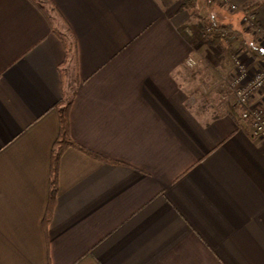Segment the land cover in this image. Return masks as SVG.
<instances>
[{
	"label": "crops",
	"instance_id": "0c3cea01",
	"mask_svg": "<svg viewBox=\"0 0 264 264\" xmlns=\"http://www.w3.org/2000/svg\"><path fill=\"white\" fill-rule=\"evenodd\" d=\"M35 1L0 0V264H264V141L183 75L191 55L231 77L264 63L191 41L183 0ZM225 1L257 3L264 36V0ZM71 98L72 138L113 162L67 147L44 228Z\"/></svg>",
	"mask_w": 264,
	"mask_h": 264
},
{
	"label": "rangeland",
	"instance_id": "374dc122",
	"mask_svg": "<svg viewBox=\"0 0 264 264\" xmlns=\"http://www.w3.org/2000/svg\"><path fill=\"white\" fill-rule=\"evenodd\" d=\"M198 1H199V3H198L199 8H197V6L193 9L189 8L191 14L193 11L195 13L200 14L201 16L204 17L205 22L209 21V20H214L216 22H222L225 20L226 21L230 20L234 23V26L236 28H239L240 30L243 31L242 36H240L238 38H233L230 40V42L223 43L222 48L218 47L217 48L218 52H220L222 54L227 53V51L225 50L227 45H229L230 43H233V42L237 43L240 38H244L250 44V46L252 47L253 50H254L253 47L255 44L261 45L260 41L263 40L262 37H264V36H262L261 32L256 29L255 23L252 25V23H250V21L248 19H245V17L243 18L244 14H245V16L247 15V13H245V11H244L245 5L242 7V9H239L237 5H236V8H233L232 5H235V4H232V3L227 2L225 0H197V2ZM237 9H239V10L237 11ZM192 17H194L196 21L201 22V20L198 17L193 16V15H192ZM192 23H193V21H192ZM188 37L191 39V41H194L195 38L196 39L198 38V39L202 40L206 45H208L205 42V40H203L198 35L197 28H194L193 32L191 33V35L189 34ZM262 42L264 43V41H262ZM224 45H225V49L223 51ZM188 57L194 58L195 64L190 66L185 62V67H186L187 71H185L183 73V75L185 74L184 76H187V78L191 77V79L196 82L195 86H197V85L200 86L199 83H203L205 85V87H206L205 98H206L208 104L215 106V103H214L215 98L213 97V93L216 92V90H217V92H219V90H218V89H220L219 87H222V92L225 91L226 94H224L223 97H225V99L223 98L222 101L220 102V104L223 103L224 108L233 107L236 104V99H235V95L233 93V88L231 87V83L237 74L234 75V77H231V75L227 74L226 72L221 73V72L213 69V65L211 64V62L204 59V57H198L195 55L194 56L191 55ZM229 57H231V58L233 57L234 62L238 58L236 55H233V56L231 55ZM197 58H198L199 62H197ZM241 59L242 58L240 57L239 60H241ZM235 64H237V62ZM245 66H246V64H245ZM262 67L264 68L263 64H262V66H256V69L254 71L249 72V68L246 66L247 71H248V75L249 76L253 75L255 71L259 70ZM197 89H199V88H197ZM228 94H231L230 98H228V96H227ZM237 108L239 109L240 118H241V108L239 106ZM215 110L223 112L226 109H215ZM247 122H248V124H250L249 121H247Z\"/></svg>",
	"mask_w": 264,
	"mask_h": 264
},
{
	"label": "trees",
	"instance_id": "16d2710c",
	"mask_svg": "<svg viewBox=\"0 0 264 264\" xmlns=\"http://www.w3.org/2000/svg\"><path fill=\"white\" fill-rule=\"evenodd\" d=\"M42 12H44V7L36 2L35 0H32ZM197 5V0H183L180 10L183 9H189V8H195ZM257 3L248 4L245 5L244 11L247 14L252 13L256 7ZM193 16L198 17L201 22H199L196 26L198 35L205 40V42L212 47H219L222 48L223 43L230 42L233 38H238L242 36L243 31L239 28H236L234 26V23L232 21H222V22H216L214 20L204 21V17L201 16L198 13L192 12ZM48 17V16H47ZM49 20V17H48ZM49 22H51L49 20ZM63 40V39H62ZM64 46L66 48L67 52V42L63 40ZM238 49L242 50H248L253 57L259 58L264 63V48H261L259 45H254V50H252V47L250 44L244 39L240 38L238 40ZM72 104V98L69 100H62L57 105V113L59 118V135L57 139L54 142L53 148H52V159H51V166H50V191H49V197H48V204L45 216L43 218V226L44 228L47 227V225L50 223L52 218V212L53 208L56 204V195H57V186H58V164L61 157L62 152L69 146H74L88 154H91L93 156H96L97 158H100L102 160H108L113 162V160H110L98 153H95L84 146L77 143L70 134V108Z\"/></svg>",
	"mask_w": 264,
	"mask_h": 264
},
{
	"label": "built area",
	"instance_id": "2783aa9c",
	"mask_svg": "<svg viewBox=\"0 0 264 264\" xmlns=\"http://www.w3.org/2000/svg\"><path fill=\"white\" fill-rule=\"evenodd\" d=\"M232 7L236 8V5H232ZM245 19H248L252 25L255 23L256 29L262 33L254 12L247 14ZM185 62L192 66L195 64V59L188 57ZM237 66L238 73L232 81L231 87L233 88L236 104L241 108V118L249 121L252 135L264 141V106L250 103V98L255 91H264V68H260L249 76L247 68L241 60H237Z\"/></svg>",
	"mask_w": 264,
	"mask_h": 264
}]
</instances>
